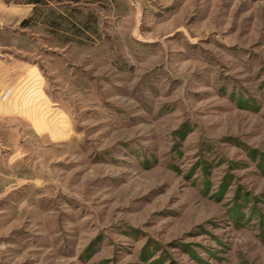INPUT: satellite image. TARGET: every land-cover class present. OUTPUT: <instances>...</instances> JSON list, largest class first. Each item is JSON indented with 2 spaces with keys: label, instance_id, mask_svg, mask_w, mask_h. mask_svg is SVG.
Here are the masks:
<instances>
[{
  "label": "rangeland",
  "instance_id": "obj_1",
  "mask_svg": "<svg viewBox=\"0 0 264 264\" xmlns=\"http://www.w3.org/2000/svg\"><path fill=\"white\" fill-rule=\"evenodd\" d=\"M0 17V264H264V0H44Z\"/></svg>",
  "mask_w": 264,
  "mask_h": 264
},
{
  "label": "crops",
  "instance_id": "obj_2",
  "mask_svg": "<svg viewBox=\"0 0 264 264\" xmlns=\"http://www.w3.org/2000/svg\"><path fill=\"white\" fill-rule=\"evenodd\" d=\"M38 6V4H27L25 2L19 3L18 0H0V17L3 19H11L12 24L20 26V24L27 20L32 11ZM7 24V23H6ZM0 30H3L0 27ZM2 94L1 85H0V95Z\"/></svg>",
  "mask_w": 264,
  "mask_h": 264
},
{
  "label": "trees",
  "instance_id": "obj_3",
  "mask_svg": "<svg viewBox=\"0 0 264 264\" xmlns=\"http://www.w3.org/2000/svg\"><path fill=\"white\" fill-rule=\"evenodd\" d=\"M43 1L44 0H18L19 3L25 2L27 4H34V5H36V4L41 5V4L44 3ZM84 1H87L89 3H96V0H84ZM30 19H27V20L23 21L20 24V27L24 28L30 22Z\"/></svg>",
  "mask_w": 264,
  "mask_h": 264
}]
</instances>
